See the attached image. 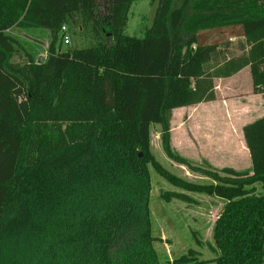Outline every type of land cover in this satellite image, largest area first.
Returning <instances> with one entry per match:
<instances>
[{
  "label": "trees",
  "instance_id": "trees-1",
  "mask_svg": "<svg viewBox=\"0 0 264 264\" xmlns=\"http://www.w3.org/2000/svg\"><path fill=\"white\" fill-rule=\"evenodd\" d=\"M136 1L0 0V264H162L150 166L174 186L227 201L206 242L217 256L191 248L172 264H264V117L243 128L252 170L224 175L176 150L171 122L176 108L216 100L215 78L246 66L264 93V0H151L143 37L126 33ZM78 20L95 44L58 48L62 26ZM231 25L243 29L241 54L223 58L198 42L200 31ZM13 27L48 29L47 58L12 60ZM154 124L171 160L216 183L166 169L151 150ZM162 198L195 202L185 192Z\"/></svg>",
  "mask_w": 264,
  "mask_h": 264
},
{
  "label": "rangeland",
  "instance_id": "rangeland-1",
  "mask_svg": "<svg viewBox=\"0 0 264 264\" xmlns=\"http://www.w3.org/2000/svg\"><path fill=\"white\" fill-rule=\"evenodd\" d=\"M183 0H177L176 6H180ZM158 2L151 0H138L133 3L129 13V23L126 33L132 36L143 37L148 28L154 22L156 8ZM104 10V8H102ZM188 13L191 12L189 9ZM67 33L59 34L56 46L60 49L68 47L81 48L90 47L95 44V36L92 33L91 27L82 24L80 20L75 23H68ZM44 29V28H43ZM48 30V29H47ZM25 33L14 34L18 40L17 50L12 58L14 61L26 62L30 58L37 61H42L47 58L48 49L52 36L46 38L43 33L35 34L33 29L25 30ZM69 35L70 44H65L64 36ZM198 42L200 44H216L218 49L222 51V57H232L238 55L245 49V41L243 29L239 25H231L203 30L198 33ZM215 59L220 60V57L215 56ZM238 89H240V77L234 81ZM232 85V84H231ZM243 90L252 89L248 81L243 84ZM225 89L226 98L221 99L226 105L240 103V92L233 91L230 86H223ZM226 89H229L226 91ZM264 100V96H260ZM225 100V102H224ZM260 100V101H261ZM262 104V102H261ZM260 109L256 113V117L264 116V105L257 106ZM215 111H218L215 109ZM240 122L238 117L235 118ZM217 121V120H216ZM181 123V124H180ZM172 126L176 128L173 131L175 143L179 152L190 159L193 164L201 166L205 169L216 170L221 175H224L222 169L232 167L239 171H251L252 161L244 160L240 155L239 149L234 137L230 138L223 135L221 142L228 146L226 152L216 150V143H211L204 150L198 146L196 134L192 133L187 109L175 110L172 117ZM180 126V127H179ZM226 125L215 124L208 127V137L220 139V129H225ZM232 132L236 135V128L231 126ZM193 128V127H192ZM198 128V127H197ZM202 126H199L201 129ZM207 128V127H205ZM162 127L160 124L152 125L151 133V150L156 159L173 174L193 183L209 184L216 183L211 177L205 176L198 172H193L185 165L179 164L171 160L163 150L161 139ZM207 136V135H205ZM193 142H191V140ZM216 142V141H214ZM197 144V146H196ZM214 144V145H213ZM219 146V147H221ZM236 148V149H235ZM213 158L215 163L217 160L226 159L225 165H214L207 157ZM223 158V159H222ZM240 161L242 164H240ZM152 191L150 207L152 211L153 234L158 238L155 242V247L159 253L162 264H172L173 261L182 255L188 253L193 248L200 252V259L210 260L217 256V251H212L206 245V242L214 243V227L217 219L222 213L227 201L215 195L206 193H198L184 190L174 186L163 178L153 166H150ZM257 193H263L261 183L256 184ZM166 191L185 192L195 199V202H186L177 198L171 199L169 202L162 198V194ZM200 239L203 244L197 243L196 239ZM208 264H216L214 262Z\"/></svg>",
  "mask_w": 264,
  "mask_h": 264
},
{
  "label": "crops",
  "instance_id": "crops-1",
  "mask_svg": "<svg viewBox=\"0 0 264 264\" xmlns=\"http://www.w3.org/2000/svg\"><path fill=\"white\" fill-rule=\"evenodd\" d=\"M31 29L34 30L35 34L43 33L44 35H46V38H49L51 36L50 31L47 29H43V28H31ZM25 30H28V29H24L20 27H13L10 33H12L13 35L16 33L17 34L18 33L27 34ZM242 52L243 51H241L239 54H241ZM239 77H240V89H238L236 83H234V81L238 79ZM247 81L249 83V86L252 89L245 91L243 90V87H244L243 84H245ZM214 82H215V92L217 96L216 100L209 101V102H202V103H199L193 106L176 108L174 109V111L182 110V109L188 110L190 124L193 125L191 126V131L192 133L196 134V136L198 137L196 139H197L198 146L200 148L203 147L202 149L205 150L207 146L210 145L211 143H216L215 145L218 146L216 150H218L220 153L223 151L226 152L228 149V146L226 147L221 146V145L227 144L226 142H221L222 141L221 137L225 135L226 137L230 138V136L232 135L234 137V142H236L238 145L236 148L239 149L240 155H242L244 160L249 161L251 163L252 161L251 155H250V151L245 142L243 128L248 123H251L255 121L256 119H258L256 117L257 116L256 113H258L260 109H257V106L264 105V100L260 99L261 98L260 96H264V93H258L254 91L253 78H252L250 66H246L241 71H239L238 73H236L235 75L231 77L215 78ZM225 85L228 87L230 86V89H233V91L240 92V103L226 105L225 103L222 102L221 99L226 98L225 89L222 88ZM228 90L229 89H226V91ZM215 109L218 111H215ZM236 117L240 119V122H237L235 120ZM215 124H222L224 126L226 125L227 127H225V129H220V133H219L220 139H217L216 136L212 137L211 139L210 138L207 139L208 137L207 133L209 131L208 127L211 125H215ZM230 125L233 126V128H236L235 129L236 135L232 132ZM199 126L200 127L202 126V128L199 129ZM173 131H176V128L172 126V143H173V146L176 148V150L179 151V149L176 147L177 144L175 143V140H174ZM191 142L193 141L191 140ZM207 157L211 160L212 163H214V165L227 164L226 159L222 158L223 160H217V162L215 163L213 158H210L209 155ZM240 164H242L241 161H240Z\"/></svg>",
  "mask_w": 264,
  "mask_h": 264
},
{
  "label": "built area",
  "instance_id": "built-area-1",
  "mask_svg": "<svg viewBox=\"0 0 264 264\" xmlns=\"http://www.w3.org/2000/svg\"><path fill=\"white\" fill-rule=\"evenodd\" d=\"M61 32L64 35L67 33V26L66 25L62 26V31ZM63 38H64L65 44H70V37H69V35H66Z\"/></svg>",
  "mask_w": 264,
  "mask_h": 264
},
{
  "label": "water",
  "instance_id": "water-1",
  "mask_svg": "<svg viewBox=\"0 0 264 264\" xmlns=\"http://www.w3.org/2000/svg\"><path fill=\"white\" fill-rule=\"evenodd\" d=\"M140 155H142V154H140Z\"/></svg>",
  "mask_w": 264,
  "mask_h": 264
}]
</instances>
